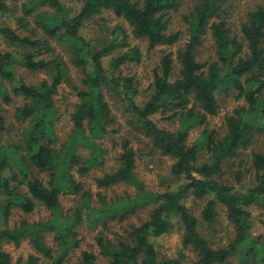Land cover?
I'll return each mask as SVG.
<instances>
[{"label": "trees", "instance_id": "trees-1", "mask_svg": "<svg viewBox=\"0 0 264 264\" xmlns=\"http://www.w3.org/2000/svg\"><path fill=\"white\" fill-rule=\"evenodd\" d=\"M225 1L201 0L195 7L189 17V40L177 51L180 68L176 78L175 59L169 52L162 57L160 70L155 71L153 92L144 105L135 99L134 77L113 75L114 68L120 64L140 60L139 48L132 47L129 53L116 58L112 70L108 71L103 65V57L118 43L111 41L103 49L96 50L80 34V28L86 17L102 9H111L132 26L136 38L147 39L150 49L175 45L182 37L181 31L170 30V12L179 6L178 0H86L75 17L67 15L60 0H34L23 4L24 15L18 18L20 26L27 28L28 18L35 16L37 26L31 29L30 35H23L8 25H0V34L6 40L27 50L0 49V97L4 104H10L13 96L28 100L16 109V114L18 118L29 121L24 131V142L12 146L0 143V213L7 219L16 207L32 212L41 203L53 215L45 222L23 220L12 228L0 229V244L6 240L19 246L27 239L37 252L52 259L53 264H63L69 248L80 244L76 229L84 222L90 228L99 224L106 226L111 219H127L140 206H152L150 217L142 224L132 225L125 238L113 241L103 234L97 236V244L101 254L108 259L107 264H184L178 258H160L151 239L170 230L171 216H177L183 226L184 247H192L198 253L199 259L193 264L225 263L233 253H239L243 262L251 260L254 264H264V241L261 237L251 236L249 211L253 204L264 207V152H254L252 164L256 182L247 192L237 193L232 185L218 180L227 159L237 157L252 145L258 135H264V6L253 11L249 22L242 27L246 53H242L243 42L230 35L226 21H215L211 29L219 61L210 64L200 62L196 59L197 48L211 20L220 18ZM40 4L52 9L53 13L44 11L35 15ZM9 10L8 4L0 0V13ZM39 28L47 35L46 38L37 36ZM54 37L66 38L71 43L73 61L83 68L86 76L83 83L87 86L77 91L80 101L71 115L73 129L70 140L60 145L54 130V95L68 76L69 69L59 57L52 60L39 58L43 51L54 52L49 43V38ZM122 44L127 45L126 42ZM17 65L32 71L52 69L53 80L27 84L18 78ZM6 83H10V87ZM103 86L122 93L135 125L151 137L154 146L163 154L176 159L171 173L186 180L176 190L163 193L147 190L135 172L136 152L126 140L119 157L120 166L97 177L96 183L101 187L131 183L137 189L135 196L109 203L105 196L99 194L101 206L93 205L91 191L85 190L74 170L85 175L95 164L103 163L98 140L109 133L112 121ZM230 89L237 91V98H244L248 106L235 109L234 114L227 117L228 133L224 137L219 139L214 130L209 132L205 129L189 145L190 130L205 124L209 115L218 113L217 92ZM170 111L172 114L168 118L180 119L181 126L177 131L159 126L152 118L158 112L165 114ZM6 129V117L0 102V142ZM79 142L89 146V157L83 158L77 152ZM204 150L211 156L209 161L202 163L199 157ZM12 163L16 171L9 177L6 169ZM33 168L49 172L47 184L32 175ZM190 192L200 198L214 196L202 212L203 219L208 222L217 215V202L227 208L228 216L236 226V237L228 247H214L200 232L197 216L183 202ZM78 193H81L80 203L72 215L63 217L61 194ZM50 230H56L58 253L46 240V233ZM39 258L32 254L25 264H37ZM96 262L95 252L85 250L78 264ZM0 264L18 263H13L11 254L0 247Z\"/></svg>", "mask_w": 264, "mask_h": 264}, {"label": "rangeland", "instance_id": "rangeland-1", "mask_svg": "<svg viewBox=\"0 0 264 264\" xmlns=\"http://www.w3.org/2000/svg\"><path fill=\"white\" fill-rule=\"evenodd\" d=\"M10 10L6 13H0V25H8L15 28L23 35H30L31 29L36 27L35 16L29 17V26L21 27L18 18L23 16V4L34 0H4ZM69 17H75L80 13L86 0H60ZM179 6L170 12V30L181 31V40L171 46L160 45L153 49L148 46L145 38H136L133 34L132 26L122 17H118L111 9H102L100 12L86 17L80 28V34L96 50L106 47L111 41L118 43V46L103 57V65L106 70H112L116 58L129 53L132 47H138L141 58L139 61L131 60L120 64L114 68L115 77H134L137 88L135 99L138 104L144 105L151 97L153 92V83L155 71L160 70L162 57L166 53H173L175 59L176 78L180 68V62L177 58V51L183 48L190 37L189 17L195 7L201 0H178ZM259 6H264V0H226L223 4L224 11L220 18H213L207 27V32L201 39V45L197 48L196 59L203 63H213L219 61L215 38L212 34L211 24L215 21L225 20L230 29V35L243 42V54L247 52L245 37L242 32L244 24L250 20V15ZM53 13V10L46 5L40 4L35 10V15L39 12ZM37 36L46 38L47 35L39 28ZM123 42L127 45L123 46ZM50 45L54 52L43 51L39 58L52 60L59 57L64 60L69 69L68 76L58 87L54 95L55 110L53 116L54 130L58 136L57 144L70 140L73 129L71 115L79 103L77 96L78 89H85L87 86L83 83L86 78L83 68L75 65L73 61V51L71 43L66 38H49ZM120 43V44H119ZM264 45V43H263ZM0 49L3 51L20 50L27 51L24 47L10 43L0 34ZM29 51H34L30 49ZM208 69V66L207 68ZM17 76L27 84H37L43 80L51 82L54 77L52 69L46 71H32L23 66H16ZM10 87V83H6ZM105 100L110 107L112 117L108 128L109 133L98 140L102 148V164H95L85 175H79L76 170V178L84 184L85 190L91 191L93 196V205L101 206L99 194L105 196L109 203L121 199H129L136 194V187L131 183H119L109 187H101L96 183V178L101 177L107 172H111L120 166V154L124 141H129L130 147L136 152L135 172L138 179L144 187L152 192L163 193L165 191L176 190L180 185L186 182L183 177H176L171 173V167L175 158L171 155L163 154L162 150L155 147L151 137L147 136L143 129L138 128L131 118V112L123 101V94L103 86ZM10 104L2 103L6 117L7 129L1 137V144L4 146L16 145L24 142V131L29 125L28 120L18 118L16 109L22 107L28 102L22 96H13ZM219 111L216 115H209L203 125H198L191 129L188 137V144L191 145L201 133L206 129L209 132L215 131L217 138H222L228 133L227 117L234 114L235 109L241 106H248L244 98H237V91L230 89L227 92H217ZM198 109V107H197ZM172 111L167 113L158 112L152 116L154 121L161 127L172 131H177L181 124L179 117L168 118ZM77 152L87 158L91 155V149L84 142H79L76 146ZM256 151L264 152V135L260 134L248 148L242 150L235 158L227 159L224 164V172L218 180L232 185L237 193L247 192L256 182V171L253 168V155ZM211 154L204 150L199 157L200 162L210 160ZM16 171L13 163L6 169V174L11 176ZM34 176L43 179L47 184L49 181V172L40 171L37 168L31 169ZM22 175L20 174V177ZM214 196L204 198L197 197L190 192L184 199V204L190 211L197 216L199 220L200 232L216 248L228 247L236 237V226L228 216L227 208L217 202V215L215 219L208 222L203 219L202 212L208 201ZM81 201V193L61 194V212L63 217L72 215L75 206ZM152 206L138 207L135 213H130L128 218L120 221L111 219L106 226L101 224L95 228H90L86 222L81 224L76 231L77 239L80 240L78 246L69 248L63 264H78L83 251H93L97 255L96 264H107L108 259L101 254L97 244V236L103 234L113 241L123 239L128 235L132 225L142 224L150 217ZM251 212L250 225L251 236L253 238L261 237L264 241V207L260 205H250ZM52 211L45 205L39 203L32 212H25L20 207L14 208L9 218L5 219L0 213V229L12 228L20 224L21 221L45 222L52 219ZM172 226L170 230L161 236H152L160 258H178L184 264L196 263L199 259L198 253L192 248H185L183 245L184 229L177 216H171ZM56 230H50L46 233V240L59 252V243L55 239ZM1 249L9 252L13 263L25 264L30 255L40 257L37 264H53V260L37 252L33 245L26 239L19 246L14 242L2 241ZM219 264H254L251 260L243 262L239 253H233L229 260Z\"/></svg>", "mask_w": 264, "mask_h": 264}]
</instances>
